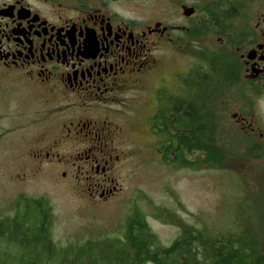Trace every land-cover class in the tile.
<instances>
[{
	"label": "flooded vegetation",
	"instance_id": "af4514ba",
	"mask_svg": "<svg viewBox=\"0 0 264 264\" xmlns=\"http://www.w3.org/2000/svg\"><path fill=\"white\" fill-rule=\"evenodd\" d=\"M131 2L0 0V135L36 130L24 139L35 163L60 165L62 177L71 172L75 192L89 201L113 197L130 155L120 123L128 94L143 92L153 76L162 81L156 54L172 33L202 31L190 37L208 40L200 51L218 50L233 63L223 106L234 108L225 122L236 134L225 135L220 152L233 156L238 147L248 161L263 160L264 122L255 107L264 102V0H208L200 10L181 3V17L169 23ZM188 71L172 72L177 85L152 90L153 111L143 120L152 135L161 136L152 119L165 115Z\"/></svg>",
	"mask_w": 264,
	"mask_h": 264
},
{
	"label": "rangeland",
	"instance_id": "374dc122",
	"mask_svg": "<svg viewBox=\"0 0 264 264\" xmlns=\"http://www.w3.org/2000/svg\"><path fill=\"white\" fill-rule=\"evenodd\" d=\"M131 1L130 7L146 13L147 10L155 11L153 14L161 22L169 23L181 17V10L177 9L179 4L194 5L200 10L208 0H177L171 4L168 0ZM200 32L184 35L185 38L172 33L173 42L164 45L156 54L162 61L159 72L162 81L153 76L143 92L128 94V103L124 106L128 122L121 118L120 123L126 124L124 150L130 155L118 169L120 190L113 197L89 201L75 192L71 172L62 177L64 168L60 165L35 163L24 146V139L36 130L8 129L0 135V228L5 227L8 234L10 222L16 215L22 217L27 200H39L48 207L49 234L58 248L87 239L111 241L120 238L125 220L136 212L145 219L159 243L166 247L191 224L198 228L209 227L211 231L228 227L238 235L247 232L249 238L262 243L263 252L264 159L248 161L235 147L233 156L222 154L220 164L207 169L169 165L156 153L155 146L160 139L149 132L143 121L153 111L152 90L159 83L167 87L177 85V81L172 85V72L184 74L189 70L190 73L198 62L205 60L204 56L218 52L205 50L202 53L200 50H204L208 40H190V37L205 36ZM223 98L218 102L219 109L223 107ZM233 110L230 107L224 113L228 117ZM255 110L264 122V102L256 105ZM233 135L230 136L234 138ZM5 253H9L12 264L20 262V249L3 234L0 236V259H4Z\"/></svg>",
	"mask_w": 264,
	"mask_h": 264
},
{
	"label": "trees",
	"instance_id": "16d2710c",
	"mask_svg": "<svg viewBox=\"0 0 264 264\" xmlns=\"http://www.w3.org/2000/svg\"><path fill=\"white\" fill-rule=\"evenodd\" d=\"M204 59L205 65H196L185 76L184 89L171 97L165 115L152 119L151 126L161 135L157 153L163 163L197 170L219 165L221 135L235 137V131L226 129L224 111L229 108H218L227 93L224 85L233 76V63L219 52ZM27 201L22 217L16 215L10 222L8 234L0 228V236L6 234L20 249L18 264H264L262 243L247 232L238 235L228 227L211 231L190 224L166 247L136 212L125 220L120 238L87 239L58 248L49 234L48 207L39 200ZM8 255L0 264H12Z\"/></svg>",
	"mask_w": 264,
	"mask_h": 264
}]
</instances>
